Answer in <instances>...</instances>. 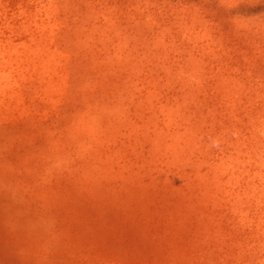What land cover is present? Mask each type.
<instances>
[{
  "label": "rangeland",
  "instance_id": "374dc122",
  "mask_svg": "<svg viewBox=\"0 0 264 264\" xmlns=\"http://www.w3.org/2000/svg\"><path fill=\"white\" fill-rule=\"evenodd\" d=\"M0 264H264V0H0Z\"/></svg>",
  "mask_w": 264,
  "mask_h": 264
}]
</instances>
